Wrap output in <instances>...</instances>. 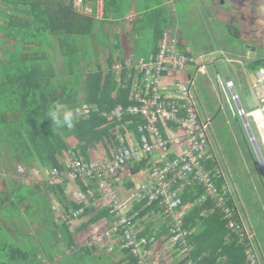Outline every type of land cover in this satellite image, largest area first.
I'll use <instances>...</instances> for the list:
<instances>
[{"label":"trees","instance_id":"1","mask_svg":"<svg viewBox=\"0 0 264 264\" xmlns=\"http://www.w3.org/2000/svg\"><path fill=\"white\" fill-rule=\"evenodd\" d=\"M73 1L0 0L2 55L0 59V127L3 130L1 133H5L7 142L13 147L12 156H17L28 168L35 166L48 171L53 166L58 167L59 170L66 168L65 160H60L62 159L60 155L64 151L69 153L70 159L76 157L87 162L90 160L97 162L89 155L91 148L97 151L99 147L104 150L103 157L111 159L119 144L116 138L118 133L124 135L127 145L129 144L126 134L130 131L137 140L140 138L137 126L143 124V120L125 111L128 106L136 103L133 98L132 84L136 77L140 79V73L132 66L126 37L124 35L110 36L108 39L110 45H107L98 36L102 33L100 30L104 24L110 21L108 18L120 15L122 6L120 0H102L101 20L79 12L74 8ZM142 4L148 11L142 14V19L136 24L151 32L154 53L158 41L163 37L167 19L163 14L160 19L155 18V13L162 10V8L155 9L156 6H160L161 0H144ZM150 6L155 7L150 10ZM103 44L104 49L101 47ZM97 46L109 53L105 64L96 61L99 49ZM89 50L94 51L95 54L89 55ZM134 56L139 57L135 54ZM94 59L95 62L92 64L91 61ZM261 65L260 61L256 60L247 64V67L254 71ZM60 67L63 68V73ZM53 101L67 104L76 112L79 111V114H76L73 129H57L47 118H44ZM116 106L123 108L119 119L111 116V111ZM162 124L165 128L179 129L169 122H162ZM158 128L162 136L167 137L160 123ZM70 137L77 140V147L80 150L78 153L74 152V155L70 154V150L74 151L69 148L68 138ZM150 153L142 155L132 164L125 165L130 174H137L150 164L148 158L146 159ZM175 156L176 154L171 158ZM161 163H156V166H160ZM204 164L208 169L215 167L211 157L206 158ZM48 176L49 184L40 182L36 185L51 191L55 185L49 173ZM104 181L107 180L104 179ZM89 182L90 179H84V185L81 183L83 192L87 196L86 202L66 201L63 191H60L63 195L61 199L56 195L55 199L64 215L62 221L64 224L60 227L71 221L67 219V216L71 217L75 210L83 209L77 219L87 216L90 212L94 213L96 199L99 197L96 193L98 184ZM216 184L221 188L223 181L219 179ZM109 189L115 192V198H124L112 184L109 185ZM202 194L203 188L196 184L186 188L181 195V205L177 214L180 216L183 227L190 231L187 242L192 248L188 256L179 257L175 264H185L188 258L198 261L199 264H249L245 254L246 247L240 244L237 235L226 227V221L222 218L221 212L214 207L213 202L210 199L200 200ZM16 195L17 193L14 195L17 199ZM25 198L26 196H23L17 201L13 198L9 206L19 205ZM103 198L106 204L96 209L93 220L103 216L114 220L115 213L111 206L113 201L108 202L104 196ZM186 204H189L188 208H185ZM1 207L0 202V209ZM125 209L130 213L138 212V217L150 212H162L159 200L153 201L148 206H145V201L134 202ZM245 212L250 216L246 205ZM138 217H135L134 222ZM112 220L105 226H111ZM89 223L90 220L85 221L81 229ZM163 229L162 234L167 232L169 242L167 219ZM17 232L16 238L12 237L14 240L11 246L5 244L1 246L0 250L6 252L7 258L1 264H36L35 260L38 264H46L48 260L39 255L36 256L37 251L23 249L18 240L22 238L23 233L18 229ZM151 234L147 230L139 234L149 239L145 247L148 251L152 242ZM64 239H66L65 247L70 250L75 247L71 238ZM111 243L114 244V248L125 253L126 264H137L136 258L130 254L129 250L120 248V242L111 241ZM258 244L262 250L263 246L259 239ZM258 264L264 263L258 259Z\"/></svg>","mask_w":264,"mask_h":264},{"label":"built area","instance_id":"2","mask_svg":"<svg viewBox=\"0 0 264 264\" xmlns=\"http://www.w3.org/2000/svg\"><path fill=\"white\" fill-rule=\"evenodd\" d=\"M73 6L79 10L82 0H74ZM87 9H85L86 11ZM132 66L140 73L132 84L133 98L136 103L126 108V112L139 116L143 124L137 126L140 133L139 140L134 145H127L125 137L116 136L118 146L115 148L112 159L104 161H85L82 158H73L61 170L51 167L49 175L53 180L65 179H91L99 180L98 187L103 196L112 202L115 217L113 223L101 232L92 233L85 242L88 248L101 244L104 240H117L120 248L127 249L137 258V264H149L146 255L147 237L140 236L135 229L134 219L138 212H126L128 205L138 201H145V206L159 200L163 213L171 218L170 246L183 256H188L191 246L187 242L190 231L185 229L177 214L176 209L181 203L180 194L188 187L196 184L203 188L201 201L210 199L214 207L222 213L226 227L238 236L240 244L246 247L245 254L249 264L258 261L254 251V233L248 228L242 212L236 203L235 196L228 185L225 173L219 163L214 169H207L204 161L209 156L215 158L211 144V119L205 116L198 105L197 95L194 92V78L177 79L172 84L170 93L162 90L161 79L166 73L181 71L188 67L194 68L195 75L206 72V64L197 61L193 56L179 50L178 39L174 35L164 34L157 43L156 52L147 57H135L130 53ZM218 92L221 101L228 105L234 103L236 110H231L233 115L245 120L243 123L249 140L256 147L264 148V67L255 70V78L250 83V90L254 95L257 106L246 111L240 104L234 82L226 78L222 83L216 74ZM123 111L121 106H116L111 111V116L120 118ZM171 123L184 130L186 144L182 152L171 159H164L160 166H153L148 173L149 179L141 183L134 190L129 191L124 198H115L114 191L109 189L104 179L115 175L126 163H132L142 155L153 150H164L168 140L162 138L158 124ZM251 124H253L258 139L255 138ZM256 149V148H255ZM264 173V155H258ZM223 181L219 188L217 180ZM83 209L80 208L67 216V219L77 218ZM109 245L108 251H112ZM46 264H56L46 261ZM186 264H199L189 259Z\"/></svg>","mask_w":264,"mask_h":264},{"label":"rangeland","instance_id":"3","mask_svg":"<svg viewBox=\"0 0 264 264\" xmlns=\"http://www.w3.org/2000/svg\"><path fill=\"white\" fill-rule=\"evenodd\" d=\"M240 4L241 6H239ZM252 4L251 0H225L222 5L223 10L220 14L211 12L209 18L207 17V19H205V15L202 14L198 16L199 11L194 10L197 5L191 4L190 0H186V3H176L174 18H178L181 22L180 28L182 31L180 34L183 35L185 42V48H183V50L190 51L196 58H198L200 54L208 53L207 56H204L203 60L210 64H206L205 73L197 74L198 76L193 88L198 90L205 110L212 117L211 142L216 157V159L212 157L213 166H217L218 162L222 171L225 173L228 185L235 196L236 203L241 209L245 223L254 233V248L261 254L262 250L258 244V239L264 247V173L259 162V153L255 151L249 140L247 130L243 125L241 117L235 116V114L233 115L231 112V110H236L234 103L228 105L225 101H221L218 92L219 85L215 79V75L217 74L220 81L223 83L226 76L229 75L235 82L241 106L246 111L257 106L254 95L249 89V82L243 79L241 81V87L238 86V82L232 71V69L234 72L237 70L238 64L235 62L227 63L226 61L228 57L237 58L241 56V54H239V48H241L244 43L241 39L227 34V30L224 29L226 24L231 23L236 27L239 25V20H241V22L248 18L253 21L261 20L262 16L251 17V15H248L254 13L248 12L253 8ZM259 5L264 13V1L262 0V5ZM83 7L82 5V9ZM241 7H243V9ZM218 15H220L221 18H219ZM135 25L139 27V31L136 32L137 35H133V37L137 36L134 37V49L141 55H147L150 50V45L152 46L151 32L147 28H140L139 24ZM257 28L253 29L255 37L263 35L258 37L260 41L259 39L256 41L258 44L261 43L256 54L257 58H261L264 57V22H261L259 29ZM100 31H102V33L98 34V36H100L99 38L104 44L110 45L108 42L110 35L105 33L103 28ZM223 35L226 37H222ZM104 44L99 46L104 49ZM99 46H97V48H99ZM109 47L111 48V46ZM103 49H98L96 61L105 64L108 61L107 57H109V53L108 51L105 52ZM55 50L57 49L55 48ZM55 54L57 56L58 52L56 51ZM90 54L93 56L95 52L90 51L89 55ZM1 58L2 55L0 50V59ZM196 60L198 61V59ZM91 62L93 64L95 59ZM59 66H61V63H59ZM91 68H94V66H91ZM61 70L63 73V68H61ZM192 75L193 71H191L189 77ZM81 96L79 97L81 98ZM76 114L78 115L79 111L76 112ZM160 126L161 128L163 127L162 122H160ZM251 129L255 138L258 139L253 124H251ZM1 131L3 130L0 127V164L3 162V158L7 159L13 155V147L7 142L8 140L5 138V133H1ZM68 143L69 148L74 149V151L70 150V154L74 155V152H80L75 138H68ZM261 152L264 153L263 147H260V153ZM90 153H95V149L91 148ZM60 156L62 158L60 160H65L67 164L71 160L67 151H64ZM12 157L16 162L17 172H19L21 176L27 175L28 171H30L29 173H33V170L22 163L17 156ZM250 158L256 160L254 165ZM14 172L16 174V171ZM35 174L42 175L39 169H36ZM11 179H13V177ZM17 179H19V177H17ZM4 181H6L9 188H12V184H15L10 179L4 180L3 175L0 174V202L2 203L0 209V248L3 244L11 246L14 240L12 237L16 238L15 234H18V229L19 232H24L27 236L29 232L32 235L29 236L30 238L18 239L23 249L37 251L42 258L48 261L57 264H110L108 256H106L104 252H100L101 254L98 256H92L90 253L86 252L85 249H88V247L84 244L86 242V235L84 233H81L82 236L80 237V240L83 241L84 244L81 245L82 249L79 248L78 245H75L71 250L64 247V245L63 247L60 246V238H62L61 241L64 243L66 240L64 238H72L73 236H71L69 232L68 223H65L64 226L59 228L58 212H61V209L57 204L58 201L52 199L53 197L50 191L36 184L32 185L35 187L32 188V190H29L25 185L21 186L20 192L17 193V199L22 198L23 194H25L27 199L33 204L30 208L23 205L22 202L15 207L9 206L11 205L12 195L5 189L3 190V188H5ZM59 187L63 190L66 189V182H61ZM28 191H30L32 195H28ZM14 199L17 201L15 196ZM245 205L247 206L250 216L245 212ZM27 218L32 221L31 224H29ZM83 219V216L81 220L72 218V222H74L73 226L81 227L83 223H85ZM37 244H40V247H38ZM5 253L6 252L0 250V264L3 260H7ZM261 262L264 263L263 259ZM35 263L38 264L36 260Z\"/></svg>","mask_w":264,"mask_h":264},{"label":"crops","instance_id":"4","mask_svg":"<svg viewBox=\"0 0 264 264\" xmlns=\"http://www.w3.org/2000/svg\"><path fill=\"white\" fill-rule=\"evenodd\" d=\"M143 1L144 0H120V3L122 5L120 15L118 17L108 18L110 21L106 22L104 24V26L102 27L103 30L105 31V33L109 34L111 37H113V35H118L121 37L124 35V37H126V41H127L126 43L129 47V52L134 53L136 56H139V57H147L149 54L153 53L152 52L153 47L151 45H150V50H149L147 55H141V54L137 53L136 50L134 49V46H135L134 37H137V36L133 37V35H137L136 32L139 31V27H137V25H135V24L137 21L142 19V14H144L148 11V10H146L144 4H142ZM224 1L225 0H190L191 4L197 5L194 10L199 11L198 16H201L203 14L206 17L205 19H207V17L209 18V14H211V12L214 14L215 13L220 14V12L223 10L222 5L224 4ZM182 2L186 3V0H161L160 6H156L155 9L158 10V9L162 8V10L155 13L156 14L155 18L160 19L162 14L163 15L166 14L165 18L167 19V22L164 25L163 35L168 34V35L176 36L178 39L179 50L186 53V54L193 56L190 51L183 50V48H185L184 47L185 42L183 39V35L180 34L182 31L180 28L181 22L179 21L178 18H176V17L174 18V13H176L175 12L176 11L175 5H176V3H182ZM251 2L253 3L252 4L253 8L251 11H248V12H254V13L248 14V15H251V17H261L262 16L261 20L253 21V20H250L248 18L247 20H244L242 22H241V20H239V22H238L239 25H237L236 27H235V25H233L231 23V24H226V26L224 28L225 30H227V34L241 39L242 42L244 43L241 46V48H239V50H240L239 54H241V56H238L237 58H234V57L233 58H230V57L226 58L227 63L235 62L238 64L237 70L234 72V70L232 69V71L235 75V78L238 82L239 87H241V81L243 79H246L250 84L255 78V70L254 71L250 70L247 67V64L251 63L252 61L258 60L262 64L261 66L264 67V62H263L264 57L257 58V56H256L257 51H258V47L261 45V43L258 44V42H256V41L258 39L260 41V38H258V37H261L263 35L257 34L258 37H255V34L253 32V29H255L257 27H258L257 29H259L261 22H264L263 9H261L260 8L261 6L259 5V4L262 5V0H251ZM254 3H255V6H254ZM82 5L84 7H83V9L81 7V9L78 10L79 12L85 13L87 15H91V16L95 17L97 20L102 19V12H103L102 0H84V2H82ZM239 6H241V4ZM154 7L155 6H150V10L153 9ZM241 8L243 9V7H241ZM85 9H87L86 10L87 13L84 12ZM218 17L221 18L220 15H218ZM241 19H244V18H241ZM112 20H114V21H112ZM222 37L225 38L226 36L223 35ZM152 45H153V43H152ZM155 52H156V49H155ZM209 53H212V52H209ZM207 54L208 53L200 54L198 56V58H196L194 56L193 57L198 59L199 61L201 60L205 64H210V63L205 62L203 60L204 56H207ZM191 71H193V75L191 77H189V75L191 74ZM197 76L198 75H195L194 68H191V67H188V68L183 69L181 71L166 73L165 76L161 79L162 90L165 91L166 93H170L172 90V84L177 79L187 80V79H192L195 77L194 78V83H195ZM226 78L231 79V77H229V75H227ZM234 84H235V82H234ZM235 89H236V87H235ZM249 89H250V87H249ZM194 92L197 95V102H198V105H199L201 112L205 116H207L211 119L212 117L205 110L203 102L201 101L199 92L196 88H194ZM211 121H212V119H211ZM162 130H163V133L165 136H168V138L172 137L173 140H171V144L169 146H167L166 150L154 151L153 153L148 154L147 157L144 156V157H146V159L148 158V161L150 163V164H147V167L151 164H154V163L163 162V160L165 158H171L176 153H180L181 151H183V149L185 148L186 139L183 138V133L181 132L180 129H174L173 130L172 128L162 127ZM173 133H175V134L172 135ZM126 135L128 138V144L129 145H134L138 141L136 136L133 134L132 131H130ZM214 135H215V133H214ZM176 140H178V141H176ZM103 152H104V150L101 147H99L97 149V151L95 150V153H90L89 157L91 158L94 156L93 159L101 160L104 158L103 156H105V154ZM251 160L253 161V165H254L256 160L255 159L254 160L251 159ZM15 164H16V162L12 156L8 157L7 159L3 158V162L0 164V174L3 175L4 180L10 179L11 181H13L15 183V184H12V188H9L6 181H4L5 182V184H4L5 188H3V190L5 189L6 191H8V193H10L13 196V197L11 196L12 200H14L13 199L14 195L16 193L20 192L21 186L25 185V187H28L29 190H32V188H35L32 186L34 184L38 185V183H40V182H42L44 184H49V183H47L49 181L48 169H45V168L41 169V168L35 167V166L29 167V169L33 170V173H29L30 171H28L27 175L21 176L20 173L17 172L18 169H17V165H15ZM12 165H15V166H12ZM147 167L142 169L137 174H130L128 167H125L122 169V171L118 172L115 176L108 178L106 183H107V185L112 184L113 188L116 189L118 192H120L124 197V196H126V194L129 191L133 190L140 181H143V180L148 178L147 177V175H148L147 174V171H148ZM36 169H39L42 175L35 174ZM14 171H16V174ZM12 177H13V179H11ZM17 177H19V179H17ZM259 179H260V177H259ZM109 180H110V182H109ZM61 182H66V184H67L66 189L63 190L59 187ZM81 183L84 185V181H77V180H71V179H66L65 181H59V180L53 181V185H55V186L53 187V190L50 191V193L53 197L52 199H55L56 195L58 198L61 199V197H63V195H64L66 201L68 200V201H73V202H80V201L86 202L87 196H85V193L83 192ZM127 185H131V186H127ZM88 189L90 191H93V189H91V188H88ZM1 191H2V189H1ZM60 191H63V195L60 193ZM96 193L99 195V197L96 199L97 202L95 204L96 207H94L95 208L94 213L96 212L97 208H100L106 204V200L103 198V196L101 194L102 193L101 190L97 188ZM30 194L32 195V193L30 191H28V195H30ZM23 196H26V195L23 194ZM22 204L25 205L26 207L30 208V206L33 203L30 200H28L26 197L25 200L22 201ZM58 206H59V204H58ZM188 206H189V204L188 205L186 204L185 208L186 207L188 208ZM131 207L132 206H130V208ZM94 213L90 212L89 214H87V216L83 217L84 218L83 220H85V221L90 220V223L85 228H82V229H81V227H76L75 225L73 226L74 222H72V221L66 222V223H68V226H69V232L71 233V236H73L71 238L73 241V244L78 245L79 248H81V245L83 244V241L80 240V237L82 236L81 233H84L86 235L85 240H87V238L92 233L101 232L104 229L108 228L109 226H105V225L108 224L109 221L111 222V220H112L111 217L105 218V216H103L97 220H93ZM58 214H59L58 220H59V227H60V225L64 224L62 222L64 219V217H63L64 215H63L62 211L58 212ZM27 220L29 221V224L32 223V221L29 218H27ZM79 220H81V218ZM112 222H113V220H112ZM164 224H165V219L162 217L160 212L147 213L141 217H138V219L135 221V229L139 234L143 231H146V230L150 231L152 233L150 236V238L152 239V242H151V245L149 248V253L147 256L149 264H175L176 260L179 258L177 252L174 249L169 247L168 240H167V232H166V234H162V233H164V231H163L164 230L163 229ZM29 236H32L30 234V232L28 233V236L25 235V233L23 232L22 238H30ZM61 240H62V238H60V242H59L61 244L60 246L63 247V245H64V247H65V244ZM111 241L118 242V241H116V239L115 240L106 239L101 244H99L98 246H96V247L94 246V248H92L90 250L88 249L89 250L88 253H90L92 256L93 255L98 256L101 254L100 252H104L106 254V256H108V260H109L110 264H126L125 263V261H126L125 253H123L121 250L113 247L112 251H108L109 245L110 244L114 245L113 243H111ZM37 245H38V247H40V244H37ZM262 250L263 251L261 252V254H260V252L258 254H259V259L261 258V260L263 259V261H264V247H262ZM86 252H87V249H86ZM38 255L40 257V254L37 253L36 256H38ZM136 261H137V258H136Z\"/></svg>","mask_w":264,"mask_h":264},{"label":"clouds","instance_id":"5","mask_svg":"<svg viewBox=\"0 0 264 264\" xmlns=\"http://www.w3.org/2000/svg\"><path fill=\"white\" fill-rule=\"evenodd\" d=\"M44 118H47L57 129L67 128L71 130L75 127L76 110L67 104L61 103L59 101H53L52 104L48 107ZM71 180L84 181L81 179Z\"/></svg>","mask_w":264,"mask_h":264},{"label":"bare ground","instance_id":"6","mask_svg":"<svg viewBox=\"0 0 264 264\" xmlns=\"http://www.w3.org/2000/svg\"><path fill=\"white\" fill-rule=\"evenodd\" d=\"M180 130H181V132L183 133V138H185V134H184V130L182 129V128H179ZM118 134H121V133H118ZM175 133H173L172 135H174ZM121 135H123V134H121ZM160 135L162 136V134H161V130H160ZM124 136V135H123ZM211 137V136H210ZM162 138H164V139H167L168 140V145L169 144H171V140H173V138H168V136L167 137H163L162 136ZM125 141H126V138H125ZM176 141H178V140H176ZM252 143V142H251ZM126 144H127V141H126ZM211 144H212V142H211ZM167 145V146H168ZM252 145H253V143H252ZM167 146H166V148L164 149V150H166L167 149ZM253 147H254V149L256 148V147H258L257 149H255V151H257L258 153H259V155H264V153H260V147H262V146H259V144L257 143V145H256V147L253 145ZM212 148H213V146H212ZM264 149V148H263ZM154 151H159V150H153L152 152H154ZM160 151H162V150H160ZM213 151H214V148H213ZM182 152V151H181ZM179 154V153H178ZM177 153H176V155H178ZM214 155H215V153H214ZM209 157H211L212 158V156H209ZM112 159V158H111ZM165 159H171V158H165ZM215 159H216V157H215ZM97 160V159H96ZM104 160H110V159H107V158H103V159H101V160H97V161H104ZM137 160V159H136ZM136 160H134L133 162H135ZM206 160V159H205ZM94 161V160H93ZM132 162V163H133ZM205 162V161H204ZM132 163H129V164H132ZM163 163V162H162ZM161 163V164H162ZM218 163V162H217ZM126 164H128V163H126ZM126 164H124L119 170H118V172L120 171V170H122L123 168H125L126 166ZM153 166H156V163H154V164H152V165H150V166H148L147 168H148V171H147V174L151 171V168L153 167ZM215 168V167H214ZM214 168H210V169H214ZM208 169V168H207ZM117 172V173H118ZM116 173V174H117ZM115 174V175H116ZM115 175H113V176H115ZM113 176H111V177H113ZM147 177H148V175H147ZM108 178H110V177H108ZM108 178H106V180L108 179ZM149 179V177L147 178V179H145V180H143V181H140L137 185H136V187L137 186H139L141 183H144V182H146L147 180ZM91 182H96L97 184L99 183V180L98 179H96V178H91L90 179V182L89 183H91ZM105 183H106V181H105ZM107 184V183H106ZM135 187V188H136ZM134 188V189H135ZM98 189H99V187H98ZM101 190V189H100ZM184 192V191H183ZM182 192V193H183ZM182 193L180 194V198H181V195H182ZM180 205H181V203H180ZM179 205V206H180ZM179 208V207H178ZM178 208L176 209V212L178 213ZM162 209V208H161ZM127 210V209H126ZM219 210V209H218ZM220 211V210H219ZM161 213V215L165 218V219H167L168 220V226H169V230H170V225H171V218H169V217H167L164 213H163V211L162 212H160ZM222 214V213H221ZM139 215H137L136 217H138ZM238 237V236H237ZM169 239H170V237H169ZM168 244H169V247L170 248H172L171 246H170V243L168 242ZM191 246V245H190ZM191 248H192V246H191ZM173 249V248H172ZM147 250V249H146ZM176 252H177V254H178V256L179 257H181V256H183L182 254H180L176 249H174ZM148 251V250H147ZM190 251H191V249H190ZM189 251V252H190ZM254 251L256 252V254H257V257H258V259H259V254H258V251H256L255 250V248H254ZM148 253H149V251H148ZM147 256H148V254L146 255V259H147ZM135 257V256H134ZM189 259H191V258H188L187 259V261L189 260ZM193 260V259H192ZM147 261H148V259H147ZM186 261V262H187ZM194 261H196V260H194ZM186 262H185V264H186ZM198 262V261H197ZM148 263H149V261H148ZM249 263V262H248ZM255 264H258V261L255 263Z\"/></svg>","mask_w":264,"mask_h":264},{"label":"water","instance_id":"7","mask_svg":"<svg viewBox=\"0 0 264 264\" xmlns=\"http://www.w3.org/2000/svg\"><path fill=\"white\" fill-rule=\"evenodd\" d=\"M242 122L244 123L245 122V120H242ZM258 147H256V149H257Z\"/></svg>","mask_w":264,"mask_h":264}]
</instances>
